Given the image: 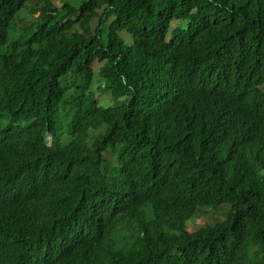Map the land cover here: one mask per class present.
Returning a JSON list of instances; mask_svg holds the SVG:
<instances>
[{
	"label": "trees",
	"instance_id": "obj_1",
	"mask_svg": "<svg viewBox=\"0 0 264 264\" xmlns=\"http://www.w3.org/2000/svg\"><path fill=\"white\" fill-rule=\"evenodd\" d=\"M61 1L0 0V179L48 212L17 261L264 264V0Z\"/></svg>",
	"mask_w": 264,
	"mask_h": 264
},
{
	"label": "water",
	"instance_id": "obj_2",
	"mask_svg": "<svg viewBox=\"0 0 264 264\" xmlns=\"http://www.w3.org/2000/svg\"><path fill=\"white\" fill-rule=\"evenodd\" d=\"M46 139L53 141L54 138L47 133ZM0 183H3L1 179ZM19 194L16 189L0 187V245L5 244L2 242L7 239L6 243L12 242L15 244V248L18 249L8 252L0 249V264H30L29 261L21 263L17 261L21 258L20 252L25 249H22V244L18 246L16 243L24 241L29 233L35 232L38 234V229L44 228L43 222L46 223V219L42 216H46L48 212H44L41 206L37 205L34 208L21 206L18 204L21 201ZM35 210L37 215H33ZM5 230H8V232H5ZM37 255L31 254L27 257L35 259Z\"/></svg>",
	"mask_w": 264,
	"mask_h": 264
},
{
	"label": "rangeland",
	"instance_id": "obj_3",
	"mask_svg": "<svg viewBox=\"0 0 264 264\" xmlns=\"http://www.w3.org/2000/svg\"><path fill=\"white\" fill-rule=\"evenodd\" d=\"M35 1H41V0H35ZM58 5L62 6V1L61 0H57ZM38 14H36L35 16H37ZM112 21V19L109 21V23ZM91 28H93L95 26V22L92 21L91 22ZM121 37L126 41L131 43L132 42V37L131 35L126 32L123 31L121 33ZM98 88V84L95 82L94 83V91L96 94V97L98 99V101L104 105V106H108V105H112L113 103V99H111L108 95H101L99 93V91L97 90ZM101 131V130H100ZM98 133V131L93 130L92 133L90 134V136H96ZM91 139V138H90ZM226 206V205H224ZM224 206L219 207L218 209H208L205 208L204 210L206 211H202L197 217L193 216L190 221L192 220V224H189L188 229L191 231L197 230L199 227L202 226H206V224H215L216 222L220 221L223 216L224 213L226 212V208Z\"/></svg>",
	"mask_w": 264,
	"mask_h": 264
},
{
	"label": "clouds",
	"instance_id": "obj_4",
	"mask_svg": "<svg viewBox=\"0 0 264 264\" xmlns=\"http://www.w3.org/2000/svg\"><path fill=\"white\" fill-rule=\"evenodd\" d=\"M46 136V135H45ZM5 181L3 182V183H0V187H3L4 188V186H5Z\"/></svg>",
	"mask_w": 264,
	"mask_h": 264
}]
</instances>
